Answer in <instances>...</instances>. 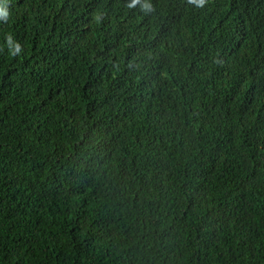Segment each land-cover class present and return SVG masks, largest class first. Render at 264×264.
I'll list each match as a JSON object with an SVG mask.
<instances>
[{
	"label": "trees",
	"instance_id": "1",
	"mask_svg": "<svg viewBox=\"0 0 264 264\" xmlns=\"http://www.w3.org/2000/svg\"><path fill=\"white\" fill-rule=\"evenodd\" d=\"M129 2L0 0V264H264V0Z\"/></svg>",
	"mask_w": 264,
	"mask_h": 264
},
{
	"label": "clouds",
	"instance_id": "2",
	"mask_svg": "<svg viewBox=\"0 0 264 264\" xmlns=\"http://www.w3.org/2000/svg\"><path fill=\"white\" fill-rule=\"evenodd\" d=\"M190 2L196 3L198 6L203 7L206 3V0H190ZM137 5H140V10L144 12L145 14H148L150 11L153 10L152 4L150 0H144L143 3H141V0H130V2L127 4L128 8H134ZM11 36L8 37L9 42H11ZM17 50H19L20 46L16 45ZM15 51L12 52V55H15Z\"/></svg>",
	"mask_w": 264,
	"mask_h": 264
}]
</instances>
